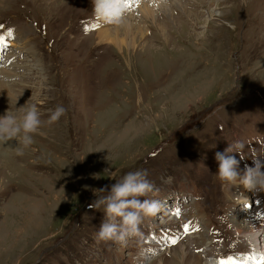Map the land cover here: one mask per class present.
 Listing matches in <instances>:
<instances>
[{
  "label": "rangeland",
  "instance_id": "obj_1",
  "mask_svg": "<svg viewBox=\"0 0 264 264\" xmlns=\"http://www.w3.org/2000/svg\"><path fill=\"white\" fill-rule=\"evenodd\" d=\"M128 5L117 27L91 0H0V116L34 104L42 121L23 154L0 144V264H262L239 228L264 194L223 188L215 154L250 144L241 173L264 156V0ZM136 170L160 211L97 243L88 205Z\"/></svg>",
  "mask_w": 264,
  "mask_h": 264
},
{
  "label": "clouds",
  "instance_id": "obj_2",
  "mask_svg": "<svg viewBox=\"0 0 264 264\" xmlns=\"http://www.w3.org/2000/svg\"><path fill=\"white\" fill-rule=\"evenodd\" d=\"M92 14L95 21L103 25L122 26L129 12L128 0H91ZM63 106H57L51 113L47 123L58 122L65 114ZM41 119L36 105L28 104L19 109L7 111L0 116V144L9 141H18L19 147L15 150L23 154V150L33 144V135L37 134ZM246 144L237 139L231 142L223 153L217 152L215 159L218 163V173L215 175L223 188H233L242 185L245 190L255 196L264 194V156L253 153V165L245 166L241 173L240 161L234 154H240L243 159V150ZM154 191V185L147 179L145 170H136L126 173L122 179L107 188L98 190V199L88 205L89 210H98L103 206L104 220L95 235L97 243L108 241L125 242L127 238L138 233L141 223L149 217H154L160 211V202L152 199H141ZM97 194V193H96ZM245 205L249 202L246 198H237ZM260 227L248 224L246 239L252 244L253 249L264 247V219H258ZM208 264H216L209 260Z\"/></svg>",
  "mask_w": 264,
  "mask_h": 264
},
{
  "label": "bare ground",
  "instance_id": "obj_3",
  "mask_svg": "<svg viewBox=\"0 0 264 264\" xmlns=\"http://www.w3.org/2000/svg\"><path fill=\"white\" fill-rule=\"evenodd\" d=\"M127 21V19L125 20ZM129 34V32H127ZM130 34H133V32H131ZM9 75V74H8ZM7 79H11L10 76H7ZM259 219H263L261 216L259 217ZM248 224H255L257 228L260 227V221L257 219V218H254L253 221H249L247 224L243 225L242 227L239 228V234L243 237V239L247 240L245 237H246V232L248 231ZM226 228V227H225ZM228 233L225 235V240L226 239H229L228 238ZM247 242L249 243V241L247 240ZM252 246V244H250ZM253 247V246H252ZM255 253H262L264 254V247H259L258 249L254 250ZM179 256V255H178ZM175 259H176V263H178V257L177 255L174 256ZM192 258H195V256L191 255ZM197 258H199V256H197ZM199 259H197L196 261H198ZM185 264H188L187 261H185ZM189 264H195L194 262L193 263H189ZM198 264V263H197Z\"/></svg>",
  "mask_w": 264,
  "mask_h": 264
},
{
  "label": "snow or ice",
  "instance_id": "obj_4",
  "mask_svg": "<svg viewBox=\"0 0 264 264\" xmlns=\"http://www.w3.org/2000/svg\"><path fill=\"white\" fill-rule=\"evenodd\" d=\"M129 6V5H128ZM95 27H99V25H96ZM178 214V213H177ZM172 243H176L175 240L172 241ZM262 264H264V262H262Z\"/></svg>",
  "mask_w": 264,
  "mask_h": 264
}]
</instances>
